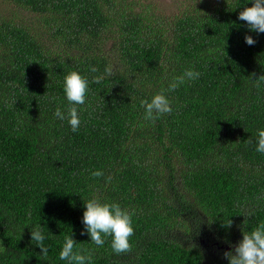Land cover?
I'll return each instance as SVG.
<instances>
[{"label":"trees","instance_id":"obj_1","mask_svg":"<svg viewBox=\"0 0 264 264\" xmlns=\"http://www.w3.org/2000/svg\"><path fill=\"white\" fill-rule=\"evenodd\" d=\"M4 1L26 14L0 12V264H69L68 235L90 264H229L224 253L264 222V33L238 18L252 0L165 13L146 0ZM187 69L201 75L165 92L173 111L145 120L141 101ZM71 71L89 80L76 132ZM93 198L134 212L131 252L90 240Z\"/></svg>","mask_w":264,"mask_h":264},{"label":"clouds","instance_id":"obj_2","mask_svg":"<svg viewBox=\"0 0 264 264\" xmlns=\"http://www.w3.org/2000/svg\"><path fill=\"white\" fill-rule=\"evenodd\" d=\"M238 18L246 22L250 30L264 33V0H252L251 6L240 11ZM245 42L248 45H254L256 40L252 36L246 35ZM91 71L96 72L97 69L92 67ZM105 72L111 75L112 66L106 67ZM200 75L199 71L187 69L182 76L174 77L168 88L155 94L150 102L148 100L141 101V105L145 109V120L155 121L170 114L173 109L165 92L175 91L186 80H196ZM101 79V77H95L93 82L100 83ZM254 80H257V87H259L260 81L264 80V75ZM63 91L70 105L67 110L68 122L72 131L76 132L81 123L76 106L85 104L89 92V80L78 71H71L64 78ZM52 99L56 98L52 97ZM54 116L61 120L65 119V113L61 111L60 107L56 108ZM256 151L264 153V129L258 130ZM91 175L99 178L103 176V172L95 170ZM85 205L82 223L84 230L90 235V240L96 246L102 247L105 243L104 238L110 236L112 238L111 247L115 254L131 252L130 238L134 235V212L122 208L119 203L101 202L95 198L87 200ZM245 217L244 223L248 216ZM231 225L232 221L229 219L225 226L231 227ZM44 240L45 236L39 226L31 228V241L39 245L41 255L46 258L49 249L45 246ZM224 256L228 259L229 264H264V222L251 231H244L243 238L235 246L234 251H226ZM59 258L68 261L69 264H86V262L90 264L92 255L87 250L78 248L73 236L68 235L65 237Z\"/></svg>","mask_w":264,"mask_h":264},{"label":"rangeland","instance_id":"obj_3","mask_svg":"<svg viewBox=\"0 0 264 264\" xmlns=\"http://www.w3.org/2000/svg\"><path fill=\"white\" fill-rule=\"evenodd\" d=\"M146 1H151L155 6L165 12H172V11H177L179 8L184 5V4H189L191 0H146ZM200 0H196L193 3L197 5V3ZM10 9V12H16L20 16H25V12L20 9H16V7L7 1L0 0V12H7Z\"/></svg>","mask_w":264,"mask_h":264}]
</instances>
